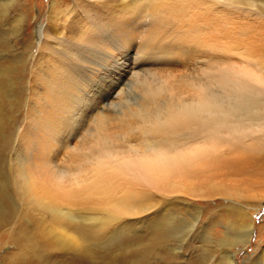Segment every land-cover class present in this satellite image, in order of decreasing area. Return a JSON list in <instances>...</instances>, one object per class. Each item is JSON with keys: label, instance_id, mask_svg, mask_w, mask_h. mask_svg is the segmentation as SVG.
I'll use <instances>...</instances> for the list:
<instances>
[{"label": "bare ground", "instance_id": "bare-ground-1", "mask_svg": "<svg viewBox=\"0 0 264 264\" xmlns=\"http://www.w3.org/2000/svg\"><path fill=\"white\" fill-rule=\"evenodd\" d=\"M226 1L48 3V22L37 26L36 51H30L36 69L24 96V124L9 134L1 102L12 103L16 94L0 82V233L16 232L20 246L8 264H48L54 254L62 264H85L93 250L84 243L87 235L99 238L100 231L146 220L150 230L179 229L171 235L183 243L200 212L191 221L166 213L175 202L244 195L232 182L264 164V53L245 46L253 70L234 67L223 44L230 31L221 23L230 21L216 15L242 12L237 4L248 3ZM170 24L180 34L166 43L162 34ZM250 26L238 33L248 34ZM167 64L191 71L181 77L185 83H166L158 65ZM232 134L248 142L224 144ZM76 139L82 143L71 145ZM48 141L55 143L54 156ZM11 177L17 200L8 191ZM241 206L225 208L236 218L219 244L221 264H233L232 248L246 247L253 234Z\"/></svg>", "mask_w": 264, "mask_h": 264}, {"label": "rangeland", "instance_id": "rangeland-1", "mask_svg": "<svg viewBox=\"0 0 264 264\" xmlns=\"http://www.w3.org/2000/svg\"><path fill=\"white\" fill-rule=\"evenodd\" d=\"M50 1L51 0H0V3H4L0 12L5 11L3 16H0V22L2 21V24H0V70L4 69L5 78L2 81L0 80V82L5 88L12 89L14 94H16V98L12 103L9 101L1 102L4 108V114L6 113L9 123L6 129L7 134H9V132L11 133L14 128L24 124L23 119L26 113L24 96H27L26 88L32 76V70L36 69L35 67L33 68L31 63L30 51H36L37 26L39 24L45 26L48 22V3H50ZM59 1L64 4L68 2V0ZM218 1H220L222 5L227 2L226 0ZM245 1L248 3L247 5L244 3L242 5L237 4L240 8H244L242 12L221 13L216 15L222 20L228 19L230 21L228 25L221 22L222 28H226L225 26H227L230 31V36H226L223 39V44L225 41L229 44L230 50L228 55L234 63V67L243 70L246 68H254L247 66L248 57L243 56L245 55L243 53L245 46L252 48L254 52L257 51L255 53L257 55L264 53V0H244V2ZM18 20L22 21L20 26V28L22 27L21 31L18 28ZM245 25H251L250 27L252 30L250 29L248 34H246L247 32L245 34L238 33L239 27ZM177 33L180 34V31L170 24L164 28L162 37L167 40L165 41L166 43L174 42L177 41L176 38L179 37ZM255 36H257V39ZM236 38L243 40V43H233ZM27 43H31L29 44L30 47L28 52L24 50V46ZM253 47H256V49ZM258 47L261 49H258ZM23 51L24 54L20 58L18 54L21 55ZM245 52L251 55L250 51ZM252 55H254V53H252ZM158 68H160L159 71L165 78L167 84L176 83L181 85L185 83V81L181 80V77L191 72L185 65L180 64L158 65ZM190 68L193 72L195 66L192 65ZM178 79L183 83H178ZM10 83H12V85ZM185 91L186 94L190 93L191 88L186 86ZM15 124L16 127H14ZM225 138L224 144L229 146H236L242 142H248V139L245 138L244 135L232 134ZM81 143L79 139H76L71 145L77 146ZM12 145L10 146L9 144V148L7 149L8 157L12 154V149H14L13 142ZM49 149H47L49 150V154L54 156L56 149L54 142H50ZM263 167L264 164H262L261 167L259 166V170H254L253 174L244 176L246 180L243 178L242 181H237L235 183L236 185H233V180L227 182H230L229 184L232 182V187L237 186L238 188L244 189L246 192L242 197L233 196L232 198L229 197L230 199L221 195H215L214 198L193 197L194 199L190 198L192 204L189 203L190 200H186L190 205L178 201L169 208L167 207L166 213L175 214L177 218L189 221L192 220L191 217L193 214L200 212V220L192 231H190L187 239L183 243L180 242L181 239L178 241L180 237L178 238L171 235L172 231L179 232V229H171L165 231L166 233L158 230L154 231L153 229L150 230V225L146 220L140 225L133 223L130 228L126 230L100 231L101 236L98 235L99 238L95 237L97 236L95 233V235H87L88 240L84 243L93 250L87 256V259H85V262L87 261L85 264H221L219 263L221 253L219 244L221 240L230 236L229 233H231L232 227L234 226H231V224H235L236 218L234 211L230 209L225 210L226 206L230 207V205H235L236 208L238 205H243L241 206L242 209L247 210L254 223L253 234L251 235L248 245L246 247L238 245L232 248L235 252V261L233 264H264V259L262 260V257H260V254L264 252ZM9 172L13 174V169ZM12 176L15 177V174ZM258 177L259 179H257ZM253 179L255 181H253ZM8 181H10L8 184V191L14 196V199L17 200L18 196L16 191L12 192L11 190V183H14L15 180L11 177ZM247 192L254 196H250ZM246 193L248 194L247 196ZM15 233L6 234L4 230L0 233V237L3 238L0 240L2 242L0 245V263L5 259L6 262L4 261V263L8 264L7 258L9 256L13 257L14 254L18 255L20 252V246L14 243V239L17 238ZM177 246L180 248L175 250L174 248ZM61 259V257L54 254L53 257L49 259L48 264H62ZM65 262L66 258L64 259V263Z\"/></svg>", "mask_w": 264, "mask_h": 264}, {"label": "snow or ice", "instance_id": "snow-or-ice-1", "mask_svg": "<svg viewBox=\"0 0 264 264\" xmlns=\"http://www.w3.org/2000/svg\"><path fill=\"white\" fill-rule=\"evenodd\" d=\"M159 2L163 5H168V4H172V3H178L181 2V0H159ZM101 6H105L103 4H101Z\"/></svg>", "mask_w": 264, "mask_h": 264}]
</instances>
